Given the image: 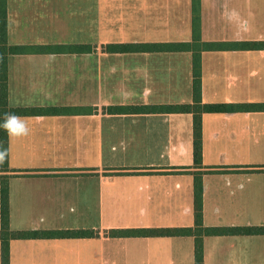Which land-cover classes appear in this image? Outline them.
I'll list each match as a JSON object with an SVG mask.
<instances>
[{"label": "crops", "instance_id": "0c3cea01", "mask_svg": "<svg viewBox=\"0 0 264 264\" xmlns=\"http://www.w3.org/2000/svg\"><path fill=\"white\" fill-rule=\"evenodd\" d=\"M5 5L8 45L38 47L7 56L8 106L71 109L7 118L24 128L7 129L9 228L96 232L12 239L9 264H194L190 236L108 232L192 226L195 171L205 227L264 226L263 110L202 113L198 170L191 114L106 111L192 102L191 52L104 51L191 42L192 0ZM199 16L202 42L264 41V0H199ZM200 65L202 103H264V49L202 51ZM202 249L203 264H264V234L205 236Z\"/></svg>", "mask_w": 264, "mask_h": 264}, {"label": "trees", "instance_id": "16d2710c", "mask_svg": "<svg viewBox=\"0 0 264 264\" xmlns=\"http://www.w3.org/2000/svg\"><path fill=\"white\" fill-rule=\"evenodd\" d=\"M191 42L165 44H108L105 52L127 53L133 51H189L192 55V102L188 104L170 105H140V106H109L108 114L120 113H188L192 115V156L193 167L202 168V113H226L234 111L263 110L264 103L259 104H205L201 101V65L202 51L221 50H263L264 41L247 42H202L200 39L199 0H192L191 8ZM38 47L11 46L6 38V5L0 0V260L1 264H9L8 243L12 239H27L34 237H66L94 236L96 232L89 230H56V231H12L9 228L8 178L7 164V118L10 116L58 115L70 112L66 108H11L7 104V56L35 51ZM83 47L73 46L68 50L82 51ZM88 49V47H87ZM39 50L45 48L39 47ZM193 174V225L190 227L162 228H118L111 229L108 235L112 237H160V236H190L194 241V264H203L202 243L205 236L219 235H258L264 234V226H213L203 225L202 214V172Z\"/></svg>", "mask_w": 264, "mask_h": 264}, {"label": "clouds", "instance_id": "9594fccd", "mask_svg": "<svg viewBox=\"0 0 264 264\" xmlns=\"http://www.w3.org/2000/svg\"><path fill=\"white\" fill-rule=\"evenodd\" d=\"M4 127L7 128L10 133H18L24 131L23 126L18 124L15 119H12L10 122L5 123Z\"/></svg>", "mask_w": 264, "mask_h": 264}, {"label": "rangeland", "instance_id": "374dc122", "mask_svg": "<svg viewBox=\"0 0 264 264\" xmlns=\"http://www.w3.org/2000/svg\"><path fill=\"white\" fill-rule=\"evenodd\" d=\"M263 219H264V212H263ZM238 219H243V221L244 222H251V223H248V224H244V226H258V224H253L252 222H254V220H255V218L254 217H252V216H248V218H246V217H244V218H242V217H239ZM263 226V225H262Z\"/></svg>", "mask_w": 264, "mask_h": 264}]
</instances>
